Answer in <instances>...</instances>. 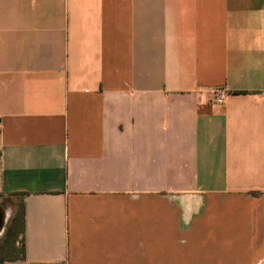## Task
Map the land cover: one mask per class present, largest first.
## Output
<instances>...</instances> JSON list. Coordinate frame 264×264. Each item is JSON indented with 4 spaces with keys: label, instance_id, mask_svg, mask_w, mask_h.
Instances as JSON below:
<instances>
[{
    "label": "crops",
    "instance_id": "obj_1",
    "mask_svg": "<svg viewBox=\"0 0 264 264\" xmlns=\"http://www.w3.org/2000/svg\"><path fill=\"white\" fill-rule=\"evenodd\" d=\"M20 203L6 264H264V0H0Z\"/></svg>",
    "mask_w": 264,
    "mask_h": 264
},
{
    "label": "trees",
    "instance_id": "obj_2",
    "mask_svg": "<svg viewBox=\"0 0 264 264\" xmlns=\"http://www.w3.org/2000/svg\"><path fill=\"white\" fill-rule=\"evenodd\" d=\"M25 231V205L20 203L14 209L0 238V264L26 257Z\"/></svg>",
    "mask_w": 264,
    "mask_h": 264
},
{
    "label": "built area",
    "instance_id": "obj_3",
    "mask_svg": "<svg viewBox=\"0 0 264 264\" xmlns=\"http://www.w3.org/2000/svg\"><path fill=\"white\" fill-rule=\"evenodd\" d=\"M211 95L208 98L209 103L224 104L227 101L228 91L225 88L214 89L210 91Z\"/></svg>",
    "mask_w": 264,
    "mask_h": 264
},
{
    "label": "water",
    "instance_id": "obj_4",
    "mask_svg": "<svg viewBox=\"0 0 264 264\" xmlns=\"http://www.w3.org/2000/svg\"><path fill=\"white\" fill-rule=\"evenodd\" d=\"M7 211L4 206L0 204V238L3 235L7 223Z\"/></svg>",
    "mask_w": 264,
    "mask_h": 264
}]
</instances>
